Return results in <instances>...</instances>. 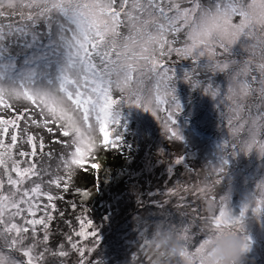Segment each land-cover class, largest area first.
<instances>
[{
    "label": "snow or ice",
    "instance_id": "snow-or-ice-1",
    "mask_svg": "<svg viewBox=\"0 0 264 264\" xmlns=\"http://www.w3.org/2000/svg\"><path fill=\"white\" fill-rule=\"evenodd\" d=\"M0 18L10 21L0 25V42L13 35L30 37L29 47H35L42 59L51 62L50 70L53 65L58 69L55 85L38 87L34 66L20 68L15 62L0 60V113L8 114L7 118L0 114V264H36L42 260L47 248L36 253L35 226L44 227L43 241H49L47 229L54 219L52 212L57 210L55 201L65 198L51 189L67 193L74 175L78 170L88 171V165L97 174L94 179L99 191L102 165L89 164V157L95 161L101 148L121 154L127 150L131 156L130 149L136 143H128L130 129L119 114L122 105L151 113L161 122L167 140H182L176 127V114L181 111L175 96L176 73L167 59L173 54L193 61L191 71L183 74L193 87L201 86L197 78L201 71L227 77L226 99L218 86L208 84L204 88L212 97H220V106H229V113L222 112L221 119L226 115L233 139L230 144L226 140L224 147L245 153L256 150L264 156V0H0ZM52 21L58 24L55 38ZM41 22L44 31L37 30ZM237 44L243 54L240 59L233 53ZM201 57H207L204 66L196 63ZM250 95L253 102L246 104ZM51 125H57L56 130L69 138L62 142L67 149L74 146V151L62 157L64 175L54 178L42 164L19 159L36 157L37 148L41 153L45 148L43 139L39 138L37 145L38 135L28 129L35 126L53 133ZM139 134L137 130L134 136ZM24 144L31 150H23ZM182 159L181 155L170 163L180 165ZM22 163L27 166L21 167ZM45 176L49 178L45 180ZM25 180H31L33 186L22 188ZM257 189L254 202L242 205L239 215H233L227 201L220 198L212 227L236 226L245 233L248 211L257 216L264 211V181ZM191 191L204 199L207 189L194 187ZM178 194L175 188L167 192L169 196ZM82 195L90 198L91 193L83 191ZM40 197L47 199L43 209L37 203ZM138 199L141 209L158 203L149 197V203L144 204L143 195ZM159 203L162 207L167 202ZM76 207L72 205L73 210ZM36 210H42L44 216L28 219L36 216ZM85 211L91 210L85 207ZM17 218L31 226V234ZM203 218L204 214L198 216L199 224L194 220L174 226L185 241L182 255L189 264H203ZM77 219L80 228L75 235L83 240L92 238L91 246H78L68 238L78 253V264H102L101 224L111 218L106 213L101 224L87 216ZM245 240L249 248L246 235ZM53 255L67 257L68 252ZM130 261L144 264L139 254L132 255Z\"/></svg>",
    "mask_w": 264,
    "mask_h": 264
},
{
    "label": "rangeland",
    "instance_id": "rangeland-1",
    "mask_svg": "<svg viewBox=\"0 0 264 264\" xmlns=\"http://www.w3.org/2000/svg\"><path fill=\"white\" fill-rule=\"evenodd\" d=\"M24 11L27 12L28 10L25 9ZM16 21H18V17ZM9 22L8 20L0 18V25ZM51 27L53 38H55L58 30L57 22L52 21ZM38 29V31L45 30V26L42 22L38 25ZM5 31H7L6 28ZM27 38L29 37L24 35H13L0 42V45L9 43L11 47L20 48V43L26 41ZM4 51L5 49L0 48V60H7L10 63L15 62L20 68L32 67L24 62L17 51H8V49H6V53L9 52L11 55H7V58L2 56V54H4L2 52ZM233 53L237 59L241 58L243 54L239 44L233 46ZM167 59L176 73V82L174 85L175 96L176 101L181 106V111L176 114V127L179 129L182 140L179 142L167 140L161 122L156 120L151 113L145 112L142 108L136 106L122 105L119 108V114H125L127 116L129 120L128 126L130 127V125L135 124L137 130L140 128L142 131L140 136L142 137L144 133L153 143V146L149 149L154 147V155L148 157L149 143H147L148 146L138 152L137 160L133 165L138 168L136 170L137 175L145 174L143 178V182L145 183L133 186L131 181H122L125 189L120 192L121 185L123 184L116 181L119 177L117 176L113 180L109 179L110 169L106 168V165L100 160L96 159L94 161L92 157L88 158V161L93 160L92 162H99L102 167L99 172V191H97L95 187L98 181L93 179L97 175L96 172L93 174L92 180H90L92 183L88 186L86 191L91 193L90 198L92 197L93 200L100 198L101 203H105L107 209L114 208L118 213V215H112V220H107L101 224L97 214L90 217V212H85V214H88L89 218L94 219V223L101 224L100 239L102 243V256L100 259H102V264L114 261L117 256L120 257L121 255L126 259L127 257L125 255L128 246L133 244L135 239L142 238V236L144 240L147 239V234H150L151 238L154 228L158 224L162 223L171 228H174V226L181 227L182 225L191 224L194 220L196 224H199L198 216L204 214L203 200L206 196L204 199L197 197L195 193L191 191L194 187H204L207 189L206 186L208 183L214 182L215 191L207 198L212 199L214 197L215 201H218V203L220 198H224L232 214L239 215L241 207L244 205L243 196L245 194L254 196V194L259 191L257 189V184L264 181V156H260L256 150L248 153L240 150L233 151L235 154L232 152L227 160L231 161V163L234 162L233 164H235V162L237 164L229 166L228 168H225L227 165L222 164L223 158L218 159L216 157V152H221L225 148V141L227 140L230 144L233 139L231 130L227 125L226 115L223 120L221 119L222 112L224 114L229 113V106L227 104L220 106V97H212L204 91V88L207 87L208 84H211L213 87L218 86L221 90V95L224 93L226 99L227 77L223 73L201 71L200 73H202V76L200 78L199 75L197 76V78L201 80V86L193 87L189 82L183 79V74L192 69L193 61L191 58L181 60L173 54ZM28 61L32 63L31 59H28ZM46 62L47 63L40 62L39 64H33L37 74V86L39 85V87H50L57 83L56 76L58 69L53 65V68L50 70L49 64L51 62L47 60ZM196 63L201 66L206 65L208 63L207 57H201ZM46 69L47 71H45ZM116 98H118V94H116ZM252 102L253 96L250 95L245 103ZM253 111H255V109H253ZM159 122L161 127L158 128L155 133L154 131H150L149 127H154L155 129L157 124L159 125ZM20 124H22V121ZM188 126H196V129L189 130ZM21 128H24V123ZM38 129L39 128L35 126H31L28 129L29 133L38 135L37 145H39L40 142L39 138H42L43 142L44 139H46V135L42 134L43 128L41 130ZM97 135H99L98 132ZM205 136L210 139L212 145H215V152L212 150L208 152L205 148L208 141L201 139ZM68 139L69 138H65V140ZM24 145L31 150L30 145ZM68 150L67 152L61 153V159L66 156L68 152L74 151V146L72 149ZM99 153L100 149L97 151V154ZM181 155L183 159L180 165L170 163ZM31 159L32 158L29 157L28 160L31 161ZM222 165L228 170L227 173L226 170L222 171ZM22 167H26V165L24 164ZM80 172L81 170H78L74 177L79 175ZM13 176H15V173H13ZM32 180H35V177H33ZM32 186L31 180H25L22 188H30ZM171 188H175L179 194L176 196L167 195L168 190ZM185 188L189 189V191H185ZM141 195L144 197V204L149 203L150 197L158 202L157 205L150 207V209L136 208V203L139 204L138 198ZM80 196H82V193ZM181 196L184 197L183 200H181ZM83 198L85 201L89 199L84 196ZM163 201L167 203H164L161 207L159 202ZM85 206L91 211L95 209V204L90 203ZM85 206H82V208L84 209ZM125 206H127L126 210H124ZM41 209H43V206ZM149 210L155 214L150 215L148 212ZM38 212H42L41 214L44 216L42 210ZM23 215L27 214L25 213ZM121 217H124L122 227L119 226V228H117L118 221ZM27 218L38 219L35 217ZM17 222L24 225V220L22 218H17ZM73 223L74 226H69L68 228L63 227V229L66 230L65 238L68 243L65 247H62L60 251L68 252L67 257H59L58 255H50L47 251L44 252L45 248H47V242L43 241L45 229L42 225L35 226L36 240L38 241L36 253L44 252L42 260L36 262V264H53V260L56 264H78V253L71 248L68 238L71 237V242L78 243V246H91L92 238L83 240L77 237L75 232L80 228L79 220H74ZM24 226L29 227V234H31V226ZM244 228L245 235L250 241L248 252L249 264H264V211L257 216L249 210L244 221ZM58 229L60 231V228ZM88 231H91V229H88ZM195 231L196 228L195 225H193V232ZM138 234H140L139 237H137ZM112 255L114 259L110 258Z\"/></svg>",
    "mask_w": 264,
    "mask_h": 264
},
{
    "label": "trees",
    "instance_id": "trees-1",
    "mask_svg": "<svg viewBox=\"0 0 264 264\" xmlns=\"http://www.w3.org/2000/svg\"><path fill=\"white\" fill-rule=\"evenodd\" d=\"M37 30L39 29L37 28ZM29 43H30V37L27 38V40L24 41L23 43H20V46H21L20 48L11 47L9 43L1 44L0 48L5 49V51L2 52L4 53L2 54V56L4 58L5 57L7 58V55L11 56L9 52L6 53V49H8V51L15 50L18 52V54L21 56L24 62L31 66H34L33 64H37V63L39 64L40 62L47 63L45 59L41 58L40 51L36 50L35 47H29ZM28 59H31L32 63H30ZM45 71H47V69ZM201 74L202 73L200 72L198 73L199 78L202 76ZM0 114L4 115L5 118H7V115H8L7 113H0ZM120 118L122 121L126 120L128 124L129 120L125 114L120 115ZM23 123L24 122L22 121V124ZM51 126L54 129L53 133H48L47 130L44 128H43V132L41 131L42 134L46 135V139H44L45 148L42 153L40 149L37 148L38 155L36 157H31L32 158L31 161L38 162V166L42 164L44 167L48 169V172L54 178L57 174L64 175L63 160L61 159L60 156L62 152H67L69 150L66 148V145L62 143L63 141H66L65 140L66 137H63L62 133L56 130L58 126L57 125H51ZM160 127L161 125L159 122V125L157 124V127L155 129L154 127H149V128H150V131H154L155 133V131H157V129ZM39 129L41 130L42 128H39ZM129 129H130V132H129V135L127 136L128 143L132 144L133 141H135L136 143V146L130 149L131 156L128 155L127 150H125L124 154H121L120 151H116V150L109 151V150H104L102 148L100 149V153L96 155H97V159L100 160L104 165H106V168L110 169L109 179L113 180L118 176L119 178L118 180H116L118 183L123 184L122 181L128 180L132 182L131 184L133 186H135L140 183H145L143 182V178L145 174L137 175L136 170L138 168L133 166L137 160L138 152L142 151L144 147L148 146L147 143H149L148 157H152L154 155V147L152 149H149L151 146H153V143H152V140H149L147 135H145L144 133L142 137L140 136V134L137 136H134V134L137 132V126L135 124L130 125ZM188 129L189 130L196 129V126L195 127L188 126ZM138 130H139V133L142 132L140 128H138ZM216 131H219V130H216ZM201 139L202 140L204 139V141L205 140L208 141V144H206L205 146L208 152L210 150L215 152L216 147L215 145L211 144L210 139L207 138V136L202 137ZM5 142H8L7 137H5ZM23 150L30 151L25 145H23ZM235 150H239V149L224 148L223 151L216 152V157L218 159L219 158L224 159L222 164L227 165V167L225 168H228L229 166L237 164L236 162L235 164H233L234 162L231 163V161L227 160L228 156ZM14 153H15V150H14ZM48 153H51V156H49ZM19 159L23 161V160H28L29 157L19 158ZM225 160H227L226 164L224 163ZM92 161L93 160L89 161V164ZM24 164L25 163H22L21 167L24 166ZM25 165L27 166V164ZM86 167L88 168V171L81 170L79 175L72 178L71 182L69 183V191L67 193H63L62 189H56L55 187L51 189L54 194H62L64 195L65 198L63 200L58 199L55 201L57 205V210L55 212H52L54 219L51 222H49V226L47 229L48 235H49V241H47V252L50 255H53L54 252L58 253L60 249L62 247H65L68 243L65 238L66 230L63 229V227L68 228L69 226H74L73 221L78 220L77 217L83 218L85 217L84 215L89 217L88 214H85L86 212L85 208L83 209L82 206H85L90 203L95 204V209L92 211H89L90 217H93L95 214H97V216H99L100 222H101V217L104 216L106 213H107V216L111 218L110 220H112V215H118V213L116 212L114 208L107 209L105 206V203H101L100 198H96L95 200H93V198L91 197L87 201H85V199L83 198V195L80 196L81 193L83 191H86L88 186L91 185L92 182L90 180H92L93 174L95 173V170H92L88 165H86ZM225 168L223 166L221 169L222 171L226 170V173H227L228 170ZM48 178H49L48 176H45V180H47ZM44 187L45 189H47L46 184L44 185ZM78 189L80 190L79 193L77 192ZM124 189L125 188L123 184L121 185L120 192ZM37 203L40 205V209H41V207L45 203H47L46 197H40ZM73 204H76L77 206L75 210H73L72 208ZM136 205H137L136 208H140V205L138 203H136ZM126 209H127V206H125L124 210ZM38 211L39 210H36L35 218L39 219V217H42V214H41L42 212H38ZM60 212H63V216L60 215ZM28 217H31V216H28ZM123 220H124V217H121L120 220L118 221L117 228H119V226L122 227ZM58 228H60V231ZM147 235H148V238L145 240H144V237L142 236V238H138L137 240L135 239V242L133 244L130 243L131 245L128 246V249L126 251V255H125L127 257L126 259H124L122 255L120 257L117 256V258L114 259V256L112 255L110 258L114 259V261H110L106 264H134V262L130 261L132 255L134 254H139L141 259L144 261V264H150L151 258L146 256L144 253V249L146 248L148 241L150 240V234H147ZM139 236L140 234H138L137 237ZM53 264H56L54 260H53Z\"/></svg>",
    "mask_w": 264,
    "mask_h": 264
},
{
    "label": "clouds",
    "instance_id": "clouds-1",
    "mask_svg": "<svg viewBox=\"0 0 264 264\" xmlns=\"http://www.w3.org/2000/svg\"><path fill=\"white\" fill-rule=\"evenodd\" d=\"M206 198L203 200L204 218L201 231L205 233V242L202 250L203 264H249L245 233L236 226L215 229L212 221L217 213L218 201L210 197L215 191L214 182H209ZM244 204L251 205L254 196L245 194ZM245 229V228H244ZM186 245L183 236L174 228L158 224L144 253L150 257V264H189L188 259L182 255Z\"/></svg>",
    "mask_w": 264,
    "mask_h": 264
}]
</instances>
